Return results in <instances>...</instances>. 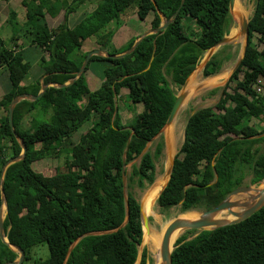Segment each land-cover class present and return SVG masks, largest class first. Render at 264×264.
Listing matches in <instances>:
<instances>
[{
	"label": "trees",
	"instance_id": "trees-1",
	"mask_svg": "<svg viewBox=\"0 0 264 264\" xmlns=\"http://www.w3.org/2000/svg\"><path fill=\"white\" fill-rule=\"evenodd\" d=\"M87 1L96 6L70 28V15ZM133 4L140 21L153 15L151 29L161 26V15L171 23L165 31L146 37L132 54L115 59L94 56L70 86L49 87L37 101H20L13 117L15 133L9 121L11 102L21 94L38 95L41 85H21L29 64L24 63L17 46L7 47L0 36V71L8 72L12 83L0 102L7 109L0 120V179L8 160L22 153L16 137L27 146L25 158L8 167L4 175V229L8 241L25 252L22 264H136L143 226L140 204L132 190L152 184L155 175L141 162L126 184L130 191L125 192L124 159L127 166L140 157L166 126L176 101L171 83L183 86L204 53L226 36L230 0H184L183 5L182 0L21 2L30 44L42 55L45 85H63L75 78L87 56H80L79 51L91 38L110 55L129 50L137 38L117 50L113 37L123 25L121 15ZM61 11L63 22L50 28L46 17L56 18ZM16 17L10 12L9 23ZM257 25L264 36V0H256L245 56L220 100L187 122L171 178L157 200L164 211L177 205L182 212L209 210L243 184L245 172L251 173L253 184L264 179V93L258 91L264 81V48L256 43ZM216 59L206 65V77L219 70ZM92 61L108 63L96 91L90 90L85 76ZM215 62L218 66L212 69ZM244 78L253 85L248 86ZM122 90H127L130 103L143 105L130 126L120 114ZM35 110L50 114V123L36 130L24 128V115ZM252 119L261 122L263 129L249 126ZM89 122L92 127L74 144L72 137ZM212 123H216L214 129ZM160 153L158 147L156 156ZM48 156L64 158V162L50 175L35 171L33 164ZM192 233L194 237L188 240ZM42 246L47 247L49 258L33 261L32 251ZM147 256L144 250L140 264L147 263ZM17 258L0 240V264ZM172 264H264V207L241 223L181 236Z\"/></svg>",
	"mask_w": 264,
	"mask_h": 264
},
{
	"label": "rangeland",
	"instance_id": "rangeland-1",
	"mask_svg": "<svg viewBox=\"0 0 264 264\" xmlns=\"http://www.w3.org/2000/svg\"><path fill=\"white\" fill-rule=\"evenodd\" d=\"M11 1H12L11 3L12 5L10 3L8 4V1L6 0H0V21L7 18L10 19V15H9L10 10H14L17 13L16 15L17 20L13 24H11L9 23V19H7L8 21H6V24L0 30V36L5 41L6 46L10 48L12 46V49L14 48V46H16L15 43L17 42L16 40L12 41L13 37L17 39L20 38L21 42L25 44L24 48H27V50L29 51V53L27 54V56L29 55V58L26 59L30 64V70L27 78L25 79V84L26 83L37 84L36 81H38L43 75L42 67L40 65V60L42 55L38 52L37 49H33V50L31 49V44L29 41L30 40L29 31L25 26L26 10L22 7L21 4H19L20 0H11ZM67 1L69 3L72 2V0H67ZM15 2H18L20 6L19 5L16 6ZM95 6L96 4L94 2H90V1L84 2L79 6L76 12L70 15L68 24L71 27H74L77 23H79L82 19H84L94 9ZM255 7H256V0H236L234 10L229 13V19H228L229 23H228L226 36L228 38L232 37L234 36L233 32L235 33L237 32V35L240 38L241 43L239 44H236L235 42L229 43L227 45H224L219 48H214L204 53V55L199 60L196 69L190 76L191 79L194 75H197L194 82V90L193 92H191L190 95L189 94L187 95L175 121L171 125L165 126L161 130L160 134L157 135L152 141H150L147 144L146 151L143 154H141L140 157L134 159L126 166V171H127L126 183L128 182V179L133 176L135 167H138L141 162L145 163L147 165L149 172L154 173L155 175V180L152 184H146V186L143 189L134 187L132 190L139 204L143 205L144 213L147 214L149 217L151 232L155 231V229L158 230L155 232L158 233L162 232L164 226L166 230L167 226L171 223V221L178 218L179 215H190V218H193L194 216L199 215L205 210L202 208H197V209H192L188 212H182L181 205H177L170 208L169 210L164 211L158 205L157 198L161 190L168 182L172 161H174L175 158L178 157L180 153L181 147L184 142L185 127L187 125L189 118L203 109L210 108L216 105L220 100L222 96L223 88L226 85L230 76L233 74L239 59L242 57L244 47L246 44L244 35L241 32V23H242L241 18L250 21L253 18ZM137 11H138L137 5L133 4L129 9H127L124 12V14L121 15V22L123 23V25L119 28V30L120 29L121 30L115 37V44L113 45L115 46L123 45V43L129 42L132 37H138L141 34H143L145 27L148 26L149 28L147 29H150V23L153 18V15H151L146 21L142 22L138 18ZM46 18L48 20L47 22L49 24V27L55 28L63 22L64 11H61V13L56 18H52L49 15ZM254 33H255L256 43H258L260 47L264 48V36L260 34L258 25L254 29ZM91 40L96 41L95 38ZM91 40L88 41L86 44H84L81 51H79L80 56H83L85 54L88 55L90 52L96 49L97 46H95V44H92ZM124 47L125 45L123 47L120 46L119 49L121 50ZM18 49L19 47L17 46L16 50ZM212 58H217L216 62L218 64H221V66L217 72L206 77L204 75V70L206 68V65L212 60ZM216 62L212 66V69L217 68L218 64ZM106 66L107 64L103 62L92 61V63L90 64L89 70L87 72L89 78L87 83L92 91H96L101 86V82H102L101 76ZM5 76H8V72L4 70L0 71V77L5 78ZM209 81H213L212 82L213 84L211 83L206 84ZM244 82L248 86L253 85L251 83L252 81H250L248 78H244ZM259 85L261 86H259L258 91L260 93H264V88H262V86L264 85V81L261 80ZM171 88L175 91L176 95H178L180 92L183 91V86L178 87L173 83H171ZM127 93H128L127 90L121 91V99L119 100V109L124 124L130 126L133 120L135 119V117L142 112L143 105L130 103V101L127 99ZM38 110H35L30 114L24 115L22 119V125L24 126V128L31 129L32 127L39 124L50 123L51 115L45 114L41 112V110L40 111ZM5 115H6V109H5ZM248 125L257 128V130L263 129V124L255 119L248 121ZM91 127H92L91 122L85 124V126L72 137V142L74 144H77L80 137L83 134L87 133V131ZM215 127H216V123L210 124L211 129H214ZM158 147H161V153L158 156H156ZM147 153H149L148 156ZM63 162H64V158L58 160L54 156H48L44 160L35 162L33 164V168L35 171L42 173L43 175H50L54 173L55 169ZM251 179H252L251 173L245 172L243 178V184L240 187L256 185L251 182ZM126 190L130 191L129 189ZM150 200L153 204V209L152 211H150V213H146L145 207L149 208ZM148 208H147V212H148ZM234 211H238V210L235 209ZM0 218L3 220V222L5 221L6 209L4 204L0 205ZM191 231L194 230L184 231L182 232L181 236L186 235L188 234V232ZM193 237H194V233L188 236V240L192 239ZM144 250H146L148 253L147 256L148 259L146 264H153V258L150 249H148V246L145 245L144 242H142V244L138 246L139 255L136 264H140L141 254ZM31 258L33 259V261L37 259L47 260L49 258V252L47 247L42 246L39 248H35L31 253Z\"/></svg>",
	"mask_w": 264,
	"mask_h": 264
},
{
	"label": "water",
	"instance_id": "water-1",
	"mask_svg": "<svg viewBox=\"0 0 264 264\" xmlns=\"http://www.w3.org/2000/svg\"><path fill=\"white\" fill-rule=\"evenodd\" d=\"M235 2H236V0H230V6H229L230 12H232L234 10ZM154 4L157 8L156 3H154ZM183 4H184V0H182V5ZM180 9H179V11H180ZM161 17L163 20L161 26L158 28H155V29L152 28V29L144 32L143 34H141L135 40L133 46L129 50H127L121 54L110 55L106 51H103L100 49H95L94 51L90 52L86 56L81 68L76 73L75 78L72 79L70 82L63 84V85H60V84L59 85L58 84H48V85L42 84L41 90H40L38 95H31V94L26 93V94H21V95L17 96L16 98H14L10 104V107H9V121H10V125H11L13 133H15L14 124H13L14 111H15L17 104L20 101H23V100L37 101L38 99H40L43 96L44 93H46V91L48 90L49 87L65 88L67 86H70L80 76H82L84 74L91 58L94 56L115 59V58H124V57L132 54L135 51V49L139 46V44L146 37H148L150 35L158 34V33L163 32L167 29V27L171 23V21L170 20L166 21L165 17L163 15H161ZM241 32L244 35L246 44L244 47L242 57L239 59L235 70L241 65L242 60H243L245 53H246V50H247V40H248V36H249V21L246 19H243V18H242V23H241ZM230 42H231L230 39L227 36H224L220 41H218L216 44H214L210 50H212L214 48L222 47L224 45L229 44ZM189 79H190V77L186 80L185 84L183 85V91L180 92L178 95H176V101H175L174 107L170 113V116L168 118V121L166 123V126L171 125L175 121V119H176V117H177V115H178L187 95H188L186 92V87L189 83ZM16 138H17V140H18V142L22 148V153L18 157H14V158H11L8 160L6 166L3 168L2 176L0 179L1 203L4 204L5 209H6V213H7V199H6L5 192H4V175H5V172L8 169V167H10L11 165L22 161L27 154V146L24 143L23 139H21L20 137H16ZM146 149H147V147L144 149L143 153L146 151ZM123 163H124L123 182H124V190L126 192L127 173L125 172V170H126L125 159H124ZM173 167H174V161H172L168 181L171 178ZM167 184H168V182L166 183V185ZM166 185L164 186V188L166 187ZM163 189L161 190V192L163 191ZM161 192H160V194H161ZM160 194L158 195V198H159ZM241 198H243V199H241ZM263 207H264V179L256 185L239 187V188L233 190L218 205H216L215 207H213L209 210H204L202 213H200V217L196 221L189 222L186 220H181L179 218L174 219L167 226V228L163 234V240H162V246H161V256H162L163 264H172V253L175 249V246H174L173 250L170 251L169 250V241H170V237L172 236V234L174 232H176L178 230H180L182 232L187 231V230H194L197 232L211 231V230L219 229V228L230 226V225H235V224H238V223L245 221L246 219H248L249 217H251L252 215L257 213ZM140 209H141V219H142V226H143V236H144L145 232H148V233L150 232V220H149L148 215L144 213L143 205H140ZM235 209L238 211H234ZM222 212H227L230 216H233L234 219L233 220H227V219L217 220L216 216H218ZM127 218H128V214H127ZM126 223H127V220L122 225V227H124ZM89 235H93V234H87L86 236H89ZM0 240L2 241V243H4L6 246H8L11 250H13L15 253L18 254V258L15 261L8 262L7 264H22L25 260V252L20 247L12 245L8 241V238L6 237V233H5V229H4V222L1 218H0ZM76 243L72 245L71 249L74 248Z\"/></svg>",
	"mask_w": 264,
	"mask_h": 264
},
{
	"label": "bare ground",
	"instance_id": "bare-ground-1",
	"mask_svg": "<svg viewBox=\"0 0 264 264\" xmlns=\"http://www.w3.org/2000/svg\"><path fill=\"white\" fill-rule=\"evenodd\" d=\"M233 34H234V36L229 37V39L231 41L230 43H233V42H235L236 44L241 43V40L238 37L237 32L236 33L233 32ZM196 76L197 75H194L190 79V81H189V83H188V85L186 87V92L189 95L194 90V82H195ZM212 82L213 81H209L206 84H209V83L213 84ZM145 208H146V213H150V211H152L153 204H152L151 200L149 201V208L148 207H145ZM147 208H148V212H147ZM143 209H144V207H143ZM199 217H200V214L197 215V216H194L193 218H190V215H179L178 216L179 219L186 220V221H189V222L196 221V220L199 219ZM216 219L217 220H222V219L233 220L234 217L230 216L229 214H227V212H222L218 216H216ZM155 231H158V230L155 229ZM155 231H153V232L150 231L149 233L145 232V234L143 236V242H144L145 245L148 246V249H150V252H151V255H152V258H153V264H163L162 256H161V246H162V240H163V234H164V231H165V226L163 227L162 232L158 233V232H155ZM181 234H182V231L178 230V231L174 232L172 234V236L170 237V241H169V250L170 251L173 250V248H174L177 240L180 238Z\"/></svg>",
	"mask_w": 264,
	"mask_h": 264
},
{
	"label": "crops",
	"instance_id": "crops-1",
	"mask_svg": "<svg viewBox=\"0 0 264 264\" xmlns=\"http://www.w3.org/2000/svg\"><path fill=\"white\" fill-rule=\"evenodd\" d=\"M6 1H8V4L10 3H12V1L10 0H6ZM21 2H22V0H20L19 1V4H21ZM15 4H16V6L17 5H19L18 4V2H15ZM12 5V4H11ZM20 6V5H19ZM18 8V7H17ZM130 8V7H129ZM129 8H127V9H129ZM126 9V10H127ZM125 10V11H126ZM15 12L14 10H10L9 11V15H10V12ZM124 11V12H125ZM15 14L17 15V13L15 12ZM124 14V13H123ZM151 16V15H150ZM7 19H9V18H7ZM7 19H4V20H1L0 21V30L3 28V26L6 24V21H8ZM48 21V20H47ZM142 22H144V21H142ZM148 22V21H147ZM69 25V24H68ZM147 25V24H146ZM145 25V26H146ZM69 27L70 28H72L70 25H69ZM123 28V27H122ZM147 28H149L148 26L147 27H145L144 28V31H143V33L144 32H146V31H148V30H150V29H147ZM121 30V29H120ZM119 29L115 32V35H114V37H113V44H115V37L117 36V34L119 33V31H120ZM139 37V36H138ZM138 37H132L131 38V40L129 41V42H127V43H123V45H120L121 47H123L124 45L126 46L128 43H130L133 39H136V38H138ZM91 39H94V38H91ZM91 39H89V40H87V41H85V43L84 44H86L88 41H90ZM16 46H18L19 47V49L17 50V51H21L22 52V54H23V60H24V63H28L29 64V62H28V58H29V55L27 56V54L29 53V51L27 50V48H24V43L23 42H21V39L20 38H16ZM92 41V44H95V46H97L96 45V41H94V40H91ZM84 46V45H83ZM115 46V45H114ZM120 46H115V48L118 50L119 48H120ZM23 48V49H22ZM31 49L33 50V49H37L38 50V52L41 54V52H40V50L38 49V48H36V47H33V46H31ZM96 49H98L97 47H96ZM27 58V59H26ZM103 63H106L107 65H108V63L107 62H103ZM29 70H30V64H29ZM29 70H28V73L26 74V77H25V79L27 78V76H28V74H29ZM2 71V70H1ZM88 72V71H87ZM85 76H86V80H87V82H88V80H89V78H88V75H87V73L85 74ZM44 78H45V76H41V78L38 80V81H36V83L37 84H25V79H24V81L22 82V86L23 87H32V86H36V85H38V84H40V85H42L43 84V80H44ZM9 79V80H8ZM101 80H102V78H101ZM10 81V76H9V74H8V76H5V78H2V77H0V102H1V100L3 99V97L6 95V94H8L10 91H11V89H12V83H11V81ZM9 83H10V85H9ZM102 83V82H101ZM89 86V85H88ZM91 90V89H90ZM92 91V90H91ZM5 109H6V106H1L0 107V120L1 119H3L6 115H5ZM6 114H7V109H6ZM41 125H43V124H39V125H36V126H34V127H32L33 128V130H36L39 126H41Z\"/></svg>",
	"mask_w": 264,
	"mask_h": 264
}]
</instances>
